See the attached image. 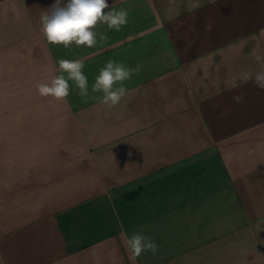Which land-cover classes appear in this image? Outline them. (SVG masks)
I'll use <instances>...</instances> for the list:
<instances>
[{"label":"crops","instance_id":"obj_1","mask_svg":"<svg viewBox=\"0 0 264 264\" xmlns=\"http://www.w3.org/2000/svg\"><path fill=\"white\" fill-rule=\"evenodd\" d=\"M55 2L0 0V264H264V0H107L127 24L92 48L46 41ZM60 59L87 97L39 96ZM108 60L141 66L112 108Z\"/></svg>","mask_w":264,"mask_h":264},{"label":"clouds","instance_id":"obj_2","mask_svg":"<svg viewBox=\"0 0 264 264\" xmlns=\"http://www.w3.org/2000/svg\"><path fill=\"white\" fill-rule=\"evenodd\" d=\"M107 0H56L51 10L43 12L39 18L41 31L46 41L53 45L69 47L75 43L76 46H87L92 48L97 44L96 33L93 29L100 22L107 24L109 29L119 31L127 24L128 12L125 9L111 10ZM107 36H101V41H107ZM255 59L264 64V57L256 55ZM59 75L54 76L48 82H41L36 85V90L41 97H52L57 101L67 99L70 94L69 81H73L79 89L81 97L89 95L88 78L83 73L84 63L81 60L60 59L58 61ZM141 66L135 68L125 66L108 60L106 65L100 69L91 91L102 93L101 97H94L101 105L112 108L120 103L127 95L124 82L131 79L133 75L139 74ZM66 74V75H65ZM243 83L252 82L256 87L264 90V68L261 71L251 73L244 70L241 73ZM118 85V86H117ZM237 103L243 102V95L234 98ZM127 248L132 256L139 257L142 253L151 252L154 256L158 252V246L153 237L143 233H134L127 240Z\"/></svg>","mask_w":264,"mask_h":264}]
</instances>
